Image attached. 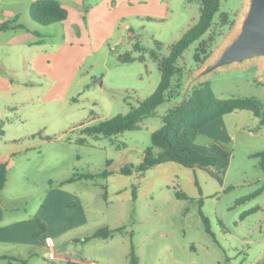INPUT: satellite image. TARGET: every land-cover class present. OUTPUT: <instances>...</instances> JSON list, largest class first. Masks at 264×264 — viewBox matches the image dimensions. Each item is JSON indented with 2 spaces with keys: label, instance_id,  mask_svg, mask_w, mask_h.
I'll list each match as a JSON object with an SVG mask.
<instances>
[{
  "label": "rangeland",
  "instance_id": "374dc122",
  "mask_svg": "<svg viewBox=\"0 0 264 264\" xmlns=\"http://www.w3.org/2000/svg\"><path fill=\"white\" fill-rule=\"evenodd\" d=\"M60 2L66 19L38 26L55 37L54 48L62 25L66 32V99L50 102V95L45 97L50 83L35 80L16 95L17 107L0 97V162L7 163L6 191L27 210L37 209L36 219L42 223L40 227L35 220L37 250L29 264H67L59 260L63 256L82 264H131V246L137 264H264V175L258 159L251 156L264 149V123L251 111L221 116L191 144L202 153H208L213 143L223 145L229 152L223 164L187 168L168 162L141 176L120 173L124 165L141 161L143 150L151 145V132L162 125L161 115L189 91L190 76L207 81L218 98L253 97L264 106V55L234 60L201 75L194 72L193 43L177 60L182 70L180 81L175 79L180 85L178 97L158 105L156 114L137 130L85 136L83 127L126 113L138 99L154 92L160 71L151 51L168 56L169 46L196 24L200 4L196 0ZM250 4L251 0H220L214 19L226 12L231 24L217 29L206 62L218 57L238 33ZM21 12L25 14L23 6ZM126 52L142 55L143 60L121 62L118 56ZM80 137H85L84 143L76 141ZM104 170L106 176L101 175ZM258 188V194L243 199ZM6 196L3 192L5 201ZM83 218L85 223L53 237L55 260L49 261L45 235L58 234L62 226ZM101 227L123 229L106 239L85 240ZM0 264L21 263L0 260Z\"/></svg>",
  "mask_w": 264,
  "mask_h": 264
},
{
  "label": "trees",
  "instance_id": "16d2710c",
  "mask_svg": "<svg viewBox=\"0 0 264 264\" xmlns=\"http://www.w3.org/2000/svg\"><path fill=\"white\" fill-rule=\"evenodd\" d=\"M200 4L199 18L192 27L188 28L181 37L172 43L168 56L159 57L157 51H151V58L159 60L160 81L157 88L149 96L138 99L135 106H131L126 113H118L115 116L99 121L97 124L85 126L82 133L85 136H112L124 131H132L140 128V123L148 117L156 114L158 105L176 98L180 95V85L175 81L176 77L181 78V68L177 60L179 56L195 43L193 60L194 67L199 69L212 52V45L215 43L217 29L230 25L229 14L221 12L214 19L220 8V0H196ZM30 18L41 24L49 25L60 22L66 18L67 11L61 6L58 0H34L28 8ZM22 23L16 20H7L0 24V31L11 28H25ZM121 62H131L136 59L143 60V56L133 57L126 52L118 56ZM236 110H249L252 114L264 123V106L253 97H230L218 98L212 91L207 81L195 83L186 95L169 107L162 115V125L150 134L151 145L143 150L141 161L137 165L128 164L120 169L122 175H131L136 172L143 175L144 172L161 163L176 162L184 167H216L223 164L229 156V152L223 145L211 144L208 146V153H202L193 148L191 144L199 134L203 126L209 122ZM49 140V137H47ZM84 143L85 137L76 140ZM251 156L258 159V166L264 175V149L253 153ZM104 170L101 175L106 176ZM72 181L74 179H71ZM7 181V163L0 162V192ZM264 185L262 186V188ZM261 188L248 194L243 199L250 198L260 192ZM135 186L132 193L135 197ZM177 197H185L183 193L176 192ZM243 199H239L243 200ZM205 229L211 234L207 218L199 211ZM38 225L42 223L36 219ZM123 227L108 228L101 227L95 230L85 240L91 238L106 239L112 237L115 232H121ZM38 234L35 232L34 236ZM13 259L12 257H3ZM131 264H137L133 246L130 251ZM67 264H82L76 261H67ZM220 264V263H218Z\"/></svg>",
  "mask_w": 264,
  "mask_h": 264
},
{
  "label": "crops",
  "instance_id": "0c3cea01",
  "mask_svg": "<svg viewBox=\"0 0 264 264\" xmlns=\"http://www.w3.org/2000/svg\"><path fill=\"white\" fill-rule=\"evenodd\" d=\"M32 1L34 0H26L24 2L23 0H0V24L7 20H16L17 23H22L26 26L25 28H11L0 31V97L6 98L13 107H17L18 104L16 95L36 82L45 81L50 83L48 89L46 88L47 95H45L46 98L50 95V98H48L50 102H62L66 99V95H64V93L66 94V86L64 85L69 80L67 59L69 45L68 40H65L66 35L64 33L66 32L62 25V32L59 35L60 41H56L57 47L54 48L53 38L55 37L51 36L52 34L45 33L42 27L51 26L59 22L39 27L38 25L41 24L33 21L29 16L28 8ZM58 1L61 4L60 0ZM22 6L25 9V14L21 12ZM61 6L64 7L63 4ZM209 62H205L202 67L194 72H200ZM193 76L192 78L191 76L188 77L186 81L187 84L193 82L190 84L189 89L197 82ZM55 88L56 93L53 94L52 91ZM60 90L62 91L60 92ZM219 118L211 122L218 121ZM211 122L203 126L200 131L208 128ZM219 127L220 129L222 128L221 123H219ZM213 131L214 128L210 129V132ZM6 188L7 181L0 192V260L29 264L37 250V241L34 238V233L36 232L35 220L39 212L37 209L33 211L27 210L25 208L26 204L24 203L23 206L16 195L8 193ZM3 192L7 194L6 201L3 199ZM43 205L40 204L41 207ZM78 220H74L72 226L70 223L62 226L58 234L55 233L54 235L50 231L45 237H52L53 239V237L64 234L70 228L85 223L84 218L80 222ZM5 256L13 259L3 258ZM48 260L51 261V259ZM53 260H55V257ZM59 260L67 262L71 259L63 256Z\"/></svg>",
  "mask_w": 264,
  "mask_h": 264
},
{
  "label": "water",
  "instance_id": "95a60500",
  "mask_svg": "<svg viewBox=\"0 0 264 264\" xmlns=\"http://www.w3.org/2000/svg\"><path fill=\"white\" fill-rule=\"evenodd\" d=\"M256 54L264 55V0H251L238 33L226 44L220 55L206 64L199 74L205 75L212 67L234 60H244Z\"/></svg>",
  "mask_w": 264,
  "mask_h": 264
},
{
  "label": "built area",
  "instance_id": "2783aa9c",
  "mask_svg": "<svg viewBox=\"0 0 264 264\" xmlns=\"http://www.w3.org/2000/svg\"><path fill=\"white\" fill-rule=\"evenodd\" d=\"M45 244L49 249V252L47 254V258L53 259L55 257V255L52 253V250L54 248V241H53L52 237H45Z\"/></svg>",
  "mask_w": 264,
  "mask_h": 264
}]
</instances>
